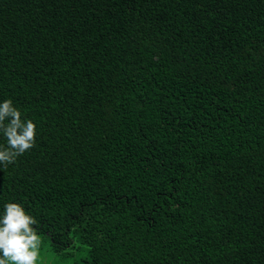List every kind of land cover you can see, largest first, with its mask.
Returning <instances> with one entry per match:
<instances>
[{"label": "trees", "instance_id": "1", "mask_svg": "<svg viewBox=\"0 0 264 264\" xmlns=\"http://www.w3.org/2000/svg\"><path fill=\"white\" fill-rule=\"evenodd\" d=\"M6 99L37 134L0 215L54 252L264 264V0H0Z\"/></svg>", "mask_w": 264, "mask_h": 264}, {"label": "clouds", "instance_id": "2", "mask_svg": "<svg viewBox=\"0 0 264 264\" xmlns=\"http://www.w3.org/2000/svg\"><path fill=\"white\" fill-rule=\"evenodd\" d=\"M0 133L6 145H0V165L7 168L30 151L36 143V125L22 119V113L11 99L0 102ZM36 219L19 203L4 205L0 215V264H38L41 237Z\"/></svg>", "mask_w": 264, "mask_h": 264}, {"label": "rangeland", "instance_id": "3", "mask_svg": "<svg viewBox=\"0 0 264 264\" xmlns=\"http://www.w3.org/2000/svg\"><path fill=\"white\" fill-rule=\"evenodd\" d=\"M41 237L40 258L38 264H81L82 258L86 256L87 247L75 241L71 248L63 253L52 250L50 240L44 235Z\"/></svg>", "mask_w": 264, "mask_h": 264}]
</instances>
